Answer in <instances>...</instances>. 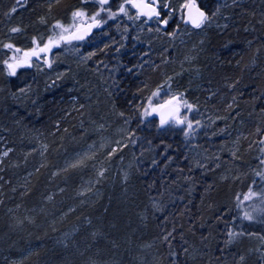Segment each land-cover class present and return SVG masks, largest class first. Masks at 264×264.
Returning <instances> with one entry per match:
<instances>
[{
	"label": "trees",
	"instance_id": "16d2710c",
	"mask_svg": "<svg viewBox=\"0 0 264 264\" xmlns=\"http://www.w3.org/2000/svg\"><path fill=\"white\" fill-rule=\"evenodd\" d=\"M9 2L17 8L0 7ZM214 2L197 0L210 18ZM231 8L223 28L190 27L177 12L161 31L145 17L109 31L93 87L79 74L80 89L65 92L38 71L25 88L9 74L1 27L14 14L0 16V135L11 149L0 173V264H264V4ZM100 19L99 30L109 17ZM169 81L199 110L196 149L145 115ZM85 97L84 109L70 107ZM96 125L127 128V142L93 173L66 166ZM101 172L99 191L86 192L85 177Z\"/></svg>",
	"mask_w": 264,
	"mask_h": 264
},
{
	"label": "rangeland",
	"instance_id": "374dc122",
	"mask_svg": "<svg viewBox=\"0 0 264 264\" xmlns=\"http://www.w3.org/2000/svg\"><path fill=\"white\" fill-rule=\"evenodd\" d=\"M241 1L246 2L247 0H215L211 11V13H215V15H212L210 21L204 25L207 27H225L224 24H221L222 20L227 22V20L230 19L229 13H231L233 9L231 8L232 5L239 4ZM14 2L17 4V0H14ZM43 2L44 4H42V6L46 7H39L37 9L36 7L38 6L37 3H39V1L22 0V4H17L15 12L12 11V3L10 2L6 3V6L0 7L1 17L6 16L7 13L14 14L13 20L10 18L8 20L6 19L7 24H4V26L1 27V31L5 35L7 34L6 39L12 42L9 44L13 45L12 48H7V54L5 55L7 58L9 55V60L12 64H15L17 61H22L26 52H30L32 49L39 51L40 48L49 44L50 39L52 41L48 51L40 52L38 57H29L28 64L31 66L23 64L22 66L17 67L16 74L13 76H16L19 79L21 88H25L27 75L33 73V71H38V74L42 77V81L46 85L51 86L54 84L61 89L62 92H65L67 87L70 86L71 88L68 90L80 89L81 86L77 85L75 79H77L79 74L86 73L85 76L83 75V83L89 87H93V75L101 71V66H99L101 65V58H99L100 56L97 55L95 51L98 52L97 49L103 45V39H106L109 31L127 30L132 28L137 20L129 19V16L134 17L136 11L131 9L129 5H125V7L129 9L128 15L119 13V4L123 3V0H109V4L104 7L111 8L112 12L118 13L116 18L109 19L105 23L103 22L101 30L98 29L99 31L97 30L88 40L79 42L73 38V33L78 27L94 22L91 17L96 12L100 11V5L96 0H45ZM170 2L172 7L178 10L180 4H182L184 0H170ZM261 2L264 4V0H261ZM75 11H82L84 12V15L73 17L72 13ZM177 12L180 13L182 17V12L176 11L175 13ZM29 13L34 17L27 20L29 21L27 24L28 28H25L22 31L19 30L18 32H12L11 29L15 28L17 25L21 27L23 23L22 20H24L22 18L23 16H32ZM38 13L41 14L38 15ZM104 14L106 17H109L108 12L100 11L97 20ZM35 16H37V18H35ZM25 23L26 20H24L23 24ZM57 23L62 27H56ZM152 23L156 29L160 28L163 30L164 26L162 24H157L156 19H154ZM61 36H63L64 39H61ZM34 40L35 43L33 42ZM16 49H20V51L17 52ZM101 74H103V72ZM114 74L117 75L118 71H114ZM117 87L118 86H116V88ZM92 89L94 90V88ZM153 93H157V95H153ZM153 93L146 101L144 109L145 115L149 119L156 118L160 128H167L177 133H183L187 142L186 147L196 149L201 140L198 131H201L202 129V121L198 114V108L191 103V100H189L186 93H178L174 91L170 86V81L161 85ZM173 97L180 98L179 113L173 116L167 123L162 124L158 119L159 106L165 101L171 100ZM88 100L89 97L82 98L81 102L78 104L79 100L77 101L76 98H73L70 107L72 109L75 108L76 110L84 109L86 106L85 103L88 102ZM184 100L192 105L191 109L184 106ZM178 120H183L184 123H178ZM189 121L192 123V128H188L187 126ZM197 121H199V123H197ZM107 126L108 125H96L94 126L93 131L83 134L81 136V138L84 139L83 142H93V144L90 143L91 145L89 144V147L86 145V148L73 153L68 157V160L66 161L67 165H65L87 168L89 174L93 173L92 171H95L93 168L97 166L100 159H105V156H111L114 150L127 142V128L121 127L115 129L116 134L113 135L111 133L112 131L108 129L110 125ZM4 137L5 136L0 135V173L3 170L2 165L5 166V164L8 163L5 160L6 156L3 155L5 151L9 150L7 148L6 138ZM101 173L92 175L93 178L90 179L85 177L82 185L86 192L93 191L94 189L99 191V186L103 182V175H101ZM95 193H93V195H95ZM263 211H261L262 215L264 214ZM243 213L245 214L246 211H243ZM248 221L249 219L245 218L243 220V222Z\"/></svg>",
	"mask_w": 264,
	"mask_h": 264
},
{
	"label": "snow or ice",
	"instance_id": "6c2138e0",
	"mask_svg": "<svg viewBox=\"0 0 264 264\" xmlns=\"http://www.w3.org/2000/svg\"><path fill=\"white\" fill-rule=\"evenodd\" d=\"M96 2L100 5V11H106L109 13V19H115L117 14L116 12H112L111 8H105V5L109 4V0H96ZM17 4H22V0H17ZM125 5H129L131 9L136 10L135 16H129V19H139L140 16H145L147 17V20L145 23H147L148 20H152L153 18L156 19L157 24H162L165 27L169 25V22L173 19L174 14L176 11H181L184 16H186V19L182 20L184 23L188 24L190 23L193 27L195 28H201L205 23L210 21V16L201 9L200 5L197 3V0H184L182 4H180L179 9H174L172 7V4L170 0H123V3L119 4V13H123L124 15H128L129 9L125 7ZM167 10V11H165ZM13 12L16 11V8L13 7L12 9ZM100 11L96 12L91 19L95 21L97 24H99V21H97V17L100 15ZM218 11V9H217ZM73 17H78V16H83L84 12L82 11H75L72 13ZM215 15V13H213ZM106 22V21H105ZM56 27H62L57 23ZM20 29L18 28H12V32H18ZM157 31H160V28L156 29ZM170 35L175 36L176 33L172 32ZM61 39H64L63 36L60 37ZM77 39H82L83 37H73ZM35 43V40L33 41ZM52 43L51 39L49 40V44H46L43 48H40L39 51L36 49H32L30 52H26L24 54V59L22 61H17L15 64L8 63V61H5L4 63L7 64V67L9 69V74L10 75H15L16 74V68L22 66L23 64H28V58L31 56H39L40 52H46L49 50V46ZM6 48H12L13 45L8 44L5 45ZM16 51H20V49H16ZM28 66H31L28 64ZM51 66V65H49ZM23 92L24 89H21ZM153 95H157V93H153ZM182 95V94H181ZM235 99V97H233ZM179 102L180 98L179 97H173L171 100L165 101L163 104H161L159 107L161 108H169V115H177L179 113ZM183 104L185 107L188 109L192 108L191 104H188L186 100L183 101ZM231 107V105H229ZM161 123H166V120L164 119L163 114L161 115ZM178 123H184L183 120H178ZM199 123V121H197ZM188 128H192V123L191 121L188 122ZM259 131V130H258ZM9 151H5L3 153L4 156H7ZM264 151V149H262ZM103 175V173H101ZM249 197H245V199H248ZM245 219H252V216L248 213H245ZM174 231V229H173ZM229 241L228 243H231L233 239L238 235L236 233L229 232ZM242 235V233H241ZM172 236V232H168L166 235H164L163 239L165 241H169V238ZM262 241H264V237H260ZM185 251H187L185 249ZM173 255H175L173 253ZM241 260H243V257H241Z\"/></svg>",
	"mask_w": 264,
	"mask_h": 264
},
{
	"label": "water",
	"instance_id": "95a60500",
	"mask_svg": "<svg viewBox=\"0 0 264 264\" xmlns=\"http://www.w3.org/2000/svg\"><path fill=\"white\" fill-rule=\"evenodd\" d=\"M199 4V3H198ZM200 5V4H199ZM201 9L204 10L206 13V9H204L201 5H200ZM135 10V9H134ZM136 11V10H135ZM208 14V13H207ZM140 17H145V16H140ZM182 17L183 19H186V16L183 15L182 13ZM147 18V17H145ZM155 19V18H153ZM97 21H99V24H97L95 21L94 22H90L88 24H85L83 26L78 27L74 33H73V37H83L82 39H77L74 38L77 41H85L88 40L89 38H91L94 33L99 29V26L101 25V19H98ZM186 24V23H185ZM190 27H193L190 23L186 24ZM164 26V25H163ZM166 27L164 26L163 29H165ZM163 114L164 119L166 120V123L173 117V115H169V108L165 107V108H161L158 111V119L161 122V115ZM164 124V123H163Z\"/></svg>",
	"mask_w": 264,
	"mask_h": 264
},
{
	"label": "flooded vegetation",
	"instance_id": "af4514ba",
	"mask_svg": "<svg viewBox=\"0 0 264 264\" xmlns=\"http://www.w3.org/2000/svg\"><path fill=\"white\" fill-rule=\"evenodd\" d=\"M152 20H154V19H152ZM83 26V25H82ZM86 41V40H85ZM80 42V41H79ZM82 42H84V41H82Z\"/></svg>",
	"mask_w": 264,
	"mask_h": 264
}]
</instances>
